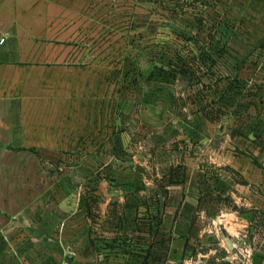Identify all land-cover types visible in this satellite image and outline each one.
I'll list each match as a JSON object with an SVG mask.
<instances>
[{"label":"crops","instance_id":"obj_1","mask_svg":"<svg viewBox=\"0 0 264 264\" xmlns=\"http://www.w3.org/2000/svg\"><path fill=\"white\" fill-rule=\"evenodd\" d=\"M151 1L0 0V229L10 216L31 227L32 215L40 219L24 236L17 221L10 244L0 235V264H100L99 251L110 264H264V149L246 167L248 206L208 205L220 190L203 169L178 177L173 146L143 153L147 134L135 130L134 107L147 101L135 90L130 47L118 44L134 32L118 24ZM164 1L161 22L171 24L165 14L174 1ZM217 1L264 21V0ZM228 52L229 44L223 67ZM66 151H75L66 161L78 171L69 167L61 180L78 183L75 199L70 185H49V168ZM188 194L193 201L181 204ZM216 219L222 237L200 229Z\"/></svg>","mask_w":264,"mask_h":264},{"label":"rangeland","instance_id":"obj_2","mask_svg":"<svg viewBox=\"0 0 264 264\" xmlns=\"http://www.w3.org/2000/svg\"><path fill=\"white\" fill-rule=\"evenodd\" d=\"M152 1L151 5L141 6L144 13L133 9L136 19L132 23L118 24L119 28L129 26L134 32L128 39L119 36L118 44L122 49L126 45L130 47L126 61L134 65L136 81L139 79L135 90L144 94L147 101L144 104L136 101L134 107L135 130L141 126L147 134L143 140L138 139L145 143L143 153L168 144L169 149L173 146L178 154L173 169L180 173L178 177L186 175L187 167L194 173L203 169L214 187L220 190L219 197L210 198L208 205H253L254 192L245 189L250 187L245 174L254 155H259L260 148L264 149V21L256 20L257 16L249 19L240 14L245 7L229 9L217 0L208 3L207 0H173L165 14L175 20L170 24L161 22L165 1ZM141 28L150 33L142 36ZM228 44L230 52L224 59L230 66L223 67L222 49L226 51ZM119 56L120 61L123 60L122 55ZM196 113L198 117L194 116ZM174 133V138L167 137ZM74 152H64L62 165L57 163L48 171L49 185L58 191L67 190L70 185L68 189L73 192V199L78 183L61 180V174L66 175L69 167L70 172L74 173L75 168L78 171L66 161ZM161 169L160 165L159 170L155 169L154 173L152 169L151 174H161ZM249 174L253 177L248 168ZM119 183L109 182L116 187ZM229 188L231 193H227ZM103 189L109 192V185L105 183ZM69 195L66 194L68 199ZM155 201L152 199L151 204L156 205ZM191 201L188 194V199L184 197L181 204ZM31 218L32 227L30 219L26 220L28 225L24 221L22 226L18 216L8 217L7 225L0 229L1 238L10 244L17 221L22 227L17 233L29 234L40 222L38 216ZM203 224L201 230L222 237V224L218 219L207 227ZM168 231L166 229L165 234L169 239L173 235L169 236ZM253 246L246 245V253H250ZM8 247L16 250L15 246ZM103 253L98 252L100 264H110Z\"/></svg>","mask_w":264,"mask_h":264},{"label":"built area","instance_id":"obj_3","mask_svg":"<svg viewBox=\"0 0 264 264\" xmlns=\"http://www.w3.org/2000/svg\"><path fill=\"white\" fill-rule=\"evenodd\" d=\"M4 41H5V39H1V40H0V43H3Z\"/></svg>","mask_w":264,"mask_h":264}]
</instances>
